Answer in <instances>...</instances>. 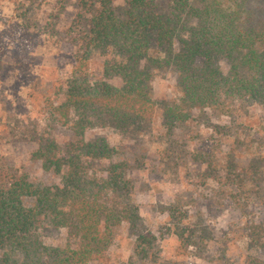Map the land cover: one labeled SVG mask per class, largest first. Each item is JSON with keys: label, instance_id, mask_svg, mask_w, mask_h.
I'll use <instances>...</instances> for the list:
<instances>
[{"label": "rangeland", "instance_id": "rangeland-1", "mask_svg": "<svg viewBox=\"0 0 264 264\" xmlns=\"http://www.w3.org/2000/svg\"><path fill=\"white\" fill-rule=\"evenodd\" d=\"M168 1L159 0L162 6ZM79 2L0 0V170L46 185L60 175L44 169L33 152L41 136L62 148L77 138L73 110L64 105L74 71L91 82L119 84L105 75L98 52L76 62L82 53L74 36ZM247 5L264 18V0ZM221 67L227 73L229 63ZM177 82L171 68L155 72L156 105L138 132L86 127L87 140L106 138L116 155L88 159L85 166L103 176L111 160L124 159L130 203L140 217L136 227L128 220L114 226L106 250L86 264H264V103L234 99L229 112L194 109L169 129L161 102H180ZM141 234L154 237L144 254ZM43 235L47 244L75 243L65 228Z\"/></svg>", "mask_w": 264, "mask_h": 264}, {"label": "trees", "instance_id": "trees-1", "mask_svg": "<svg viewBox=\"0 0 264 264\" xmlns=\"http://www.w3.org/2000/svg\"><path fill=\"white\" fill-rule=\"evenodd\" d=\"M123 1L121 7L114 0L79 2L74 36L82 53L76 62L98 52L105 56V75L119 84L91 82L79 71L67 81L64 105L73 110L77 138L62 148L41 136L33 152L59 181L46 185L0 170V264H86L106 250L119 222L137 226L127 162L111 160L103 176L90 172L85 161L111 159L116 150L106 138L87 140L84 133L91 124L123 133L146 126L156 105L150 86L155 72L171 68L178 75L180 102H161L169 129L194 109L229 112L234 99L264 103V18L247 0ZM222 61L229 63L227 73ZM61 228L74 244L44 242L45 230ZM153 240L138 236L141 254Z\"/></svg>", "mask_w": 264, "mask_h": 264}]
</instances>
